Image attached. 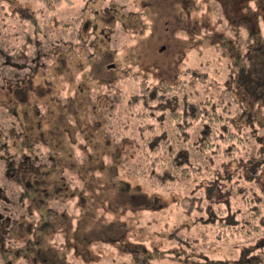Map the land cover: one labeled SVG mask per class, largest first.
I'll list each match as a JSON object with an SVG mask.
<instances>
[{
  "label": "rangeland",
  "instance_id": "obj_1",
  "mask_svg": "<svg viewBox=\"0 0 264 264\" xmlns=\"http://www.w3.org/2000/svg\"><path fill=\"white\" fill-rule=\"evenodd\" d=\"M133 73L185 80L180 102L231 106L251 151L208 159L189 185L150 180L126 108ZM260 156L264 0H0V264H143L135 251L152 264H235L246 246L263 256L264 210L235 234L180 203H206L228 171L257 186L242 164ZM217 187L240 219L232 185Z\"/></svg>",
  "mask_w": 264,
  "mask_h": 264
},
{
  "label": "trees",
  "instance_id": "obj_2",
  "mask_svg": "<svg viewBox=\"0 0 264 264\" xmlns=\"http://www.w3.org/2000/svg\"><path fill=\"white\" fill-rule=\"evenodd\" d=\"M126 77L137 82L136 92L131 93L126 107L128 115L139 120L137 163L144 175L155 183L165 187L189 185L193 177L201 173L208 159L232 160L251 151L254 137L234 128L229 118L231 106L220 105L213 98L180 102L186 90L185 80L171 85L162 79L153 83L148 77H139L136 73L126 74ZM242 168L243 179L255 181L257 186L245 184L241 180L242 174L234 180L230 171L218 177V182L223 179L232 185L236 197L243 203L240 219L235 218L236 210L230 199L219 197L218 182L207 186L205 201L211 205L202 202L198 196H184L181 205L189 212L197 206L204 214L199 220L217 227L220 232L231 228L235 234L244 230L252 233L257 229L256 222L263 218L264 156L245 160ZM253 249L246 246L235 264H264V255H260L261 258L249 256ZM133 254L137 258L142 256L143 261L139 260V263L152 264L153 257L148 253L135 251Z\"/></svg>",
  "mask_w": 264,
  "mask_h": 264
},
{
  "label": "flooded vegetation",
  "instance_id": "obj_3",
  "mask_svg": "<svg viewBox=\"0 0 264 264\" xmlns=\"http://www.w3.org/2000/svg\"><path fill=\"white\" fill-rule=\"evenodd\" d=\"M18 95H19V93H18ZM16 104H17V103H15V104H12V106H14V108H15V107L17 106ZM1 136H2V135H1Z\"/></svg>",
  "mask_w": 264,
  "mask_h": 264
}]
</instances>
